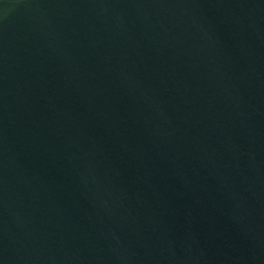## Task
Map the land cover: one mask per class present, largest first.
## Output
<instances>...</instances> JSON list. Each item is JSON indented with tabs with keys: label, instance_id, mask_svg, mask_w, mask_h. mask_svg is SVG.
Segmentation results:
<instances>
[{
	"label": "water",
	"instance_id": "95a60500",
	"mask_svg": "<svg viewBox=\"0 0 264 264\" xmlns=\"http://www.w3.org/2000/svg\"><path fill=\"white\" fill-rule=\"evenodd\" d=\"M0 264H264V0H0Z\"/></svg>",
	"mask_w": 264,
	"mask_h": 264
}]
</instances>
